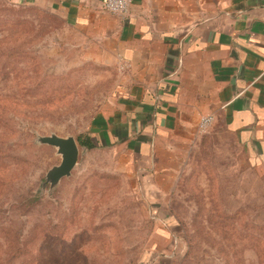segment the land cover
I'll use <instances>...</instances> for the list:
<instances>
[{"label":"rangeland","instance_id":"1","mask_svg":"<svg viewBox=\"0 0 264 264\" xmlns=\"http://www.w3.org/2000/svg\"><path fill=\"white\" fill-rule=\"evenodd\" d=\"M95 53L48 9L0 0V264H264V154L224 125L165 185L168 215L122 146L80 148L49 193L61 157L38 137L94 131L116 90Z\"/></svg>","mask_w":264,"mask_h":264},{"label":"crops","instance_id":"2","mask_svg":"<svg viewBox=\"0 0 264 264\" xmlns=\"http://www.w3.org/2000/svg\"><path fill=\"white\" fill-rule=\"evenodd\" d=\"M15 1L81 32L116 74L89 134L95 148L122 146L136 158L155 214H170L165 185L195 151L203 118L264 154V0H133L126 17L105 0Z\"/></svg>","mask_w":264,"mask_h":264},{"label":"water","instance_id":"3","mask_svg":"<svg viewBox=\"0 0 264 264\" xmlns=\"http://www.w3.org/2000/svg\"><path fill=\"white\" fill-rule=\"evenodd\" d=\"M38 142L55 148L56 154L61 157L60 163L53 166L46 175L44 186L48 183L49 193H51L64 178L71 177L78 163L80 146L75 137H62L57 134L39 136Z\"/></svg>","mask_w":264,"mask_h":264},{"label":"built area","instance_id":"4","mask_svg":"<svg viewBox=\"0 0 264 264\" xmlns=\"http://www.w3.org/2000/svg\"><path fill=\"white\" fill-rule=\"evenodd\" d=\"M133 0H105L104 8L113 14L126 17L128 15ZM213 122L211 116L202 119L200 124L201 130H208Z\"/></svg>","mask_w":264,"mask_h":264},{"label":"trees","instance_id":"5","mask_svg":"<svg viewBox=\"0 0 264 264\" xmlns=\"http://www.w3.org/2000/svg\"><path fill=\"white\" fill-rule=\"evenodd\" d=\"M77 141L81 147L87 148L88 150L94 149L96 147V144L94 143V140L90 134H80L77 137Z\"/></svg>","mask_w":264,"mask_h":264}]
</instances>
